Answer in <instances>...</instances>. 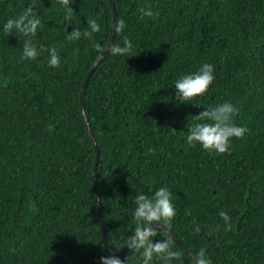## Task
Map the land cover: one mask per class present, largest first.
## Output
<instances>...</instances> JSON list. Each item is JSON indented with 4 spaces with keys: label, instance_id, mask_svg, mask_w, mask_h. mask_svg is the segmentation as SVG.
<instances>
[{
    "label": "trees",
    "instance_id": "1",
    "mask_svg": "<svg viewBox=\"0 0 264 264\" xmlns=\"http://www.w3.org/2000/svg\"><path fill=\"white\" fill-rule=\"evenodd\" d=\"M112 1V45L127 36L133 50L109 49L84 93L109 250L79 101L82 80L108 41V0H71L68 18L63 0H0V24L33 3L41 20L34 39L55 47L62 61L49 65L46 49L21 59L23 35L0 31V264H101L105 255L141 264L136 249L113 250L135 230L136 194L161 185L170 188L176 212L168 223H149L166 225L197 258L203 247L211 264H264V0ZM90 19L97 32L69 38ZM203 62L215 66L214 80L177 103L174 81ZM224 100L238 107L234 121L246 132L225 152L187 144L198 113ZM152 232L179 253L174 264H197L162 227ZM151 264H163L162 255Z\"/></svg>",
    "mask_w": 264,
    "mask_h": 264
},
{
    "label": "clouds",
    "instance_id": "2",
    "mask_svg": "<svg viewBox=\"0 0 264 264\" xmlns=\"http://www.w3.org/2000/svg\"><path fill=\"white\" fill-rule=\"evenodd\" d=\"M63 3L65 17H71L74 12L71 0H63ZM140 13L151 16L152 9L141 7ZM87 24L88 27L83 33L79 27H73L69 30V38L78 39L81 35L91 37L100 27L96 19L88 20ZM40 25L41 20L37 7L33 3H28L19 13L7 17L0 24V31L6 32L8 35L14 34L18 38L19 35H23L21 59H35L42 50L46 49L48 53L47 63L51 66H59L62 61L57 49L40 44L34 39ZM116 27L118 31L123 32L126 27L125 20L121 18ZM93 46L100 47L95 42H93ZM132 50L133 41L127 36L122 37V42L110 46L113 55H125ZM214 67L210 62H203L195 71L181 74L173 85L175 101L186 103L192 97L204 93L214 80ZM238 111V107L228 100L202 109L196 117V122L188 128L185 142L189 145L198 143L203 149L209 151L225 152L230 150L231 138L242 136L247 130L244 125L234 121V116ZM175 212L172 192L166 185L157 187L150 195L143 191L136 194L132 214L137 224L134 232L126 241L127 247L134 248L139 252L142 257L141 264H151L154 255H162L163 264H174V258H177L179 253L171 248L168 240L152 238L154 235L152 232L153 225L149 222L162 220L168 223L174 217ZM219 215L223 217L225 227H230L228 213L221 210ZM100 261L101 264H131L128 256L120 258L115 255H105L100 257ZM198 264H211V259L203 247L198 252Z\"/></svg>",
    "mask_w": 264,
    "mask_h": 264
},
{
    "label": "water",
    "instance_id": "3",
    "mask_svg": "<svg viewBox=\"0 0 264 264\" xmlns=\"http://www.w3.org/2000/svg\"><path fill=\"white\" fill-rule=\"evenodd\" d=\"M108 3H109V6H110V9H111V23H110V34H109V37H108V41H107V44L104 48V50L102 52H100L93 65L91 66V68L88 70V72L86 73L84 79L82 80V83H81V87H80V94H79V101H80V111H81V114H82V118L85 122V125H86V129L88 131V134L90 136V139L92 141V144H93V147H94V150H95V155H94V163H93V175H92V182H93V188L95 190V193H96V200H97V214H98V220H99V227H100V230H101V233H102V239H103V243H104V246L106 247V249H111L108 245V242H107V237H106V232H105V228H104V224H103V221H102V217H101V206H100V198H99V194H98V191H97V186H96V180H97V176H96V167H97V162H98V157H99V151L97 149V145H96V141L94 139V136L92 134V131H91V128H90V125H89V122H88V119L86 118V115H85V111H84V93H85V87H86V84H87V81L90 77V75L92 74L93 70L95 69V67L97 66V63L107 54V52L109 51L110 49V46L112 45V41H113V35H114V22H115V15H116V12H115V7H114V3L112 0H108ZM153 225V227H162L164 229V231L176 242V244L181 247L183 250H185L187 253H189L194 261L198 264V258L195 256V254L188 248L186 247L185 245H183L176 237L175 235L172 233V231L170 229H168V227L162 223H159V222H154V223H151ZM129 237L126 239L128 240ZM124 240L122 242V244L119 246V248L117 250H113L114 253H118L120 252L124 247L127 246V241Z\"/></svg>",
    "mask_w": 264,
    "mask_h": 264
}]
</instances>
